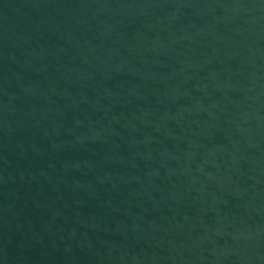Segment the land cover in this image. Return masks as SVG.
I'll list each match as a JSON object with an SVG mask.
<instances>
[{"label":"water","instance_id":"1","mask_svg":"<svg viewBox=\"0 0 264 264\" xmlns=\"http://www.w3.org/2000/svg\"><path fill=\"white\" fill-rule=\"evenodd\" d=\"M0 264H264V0H0Z\"/></svg>","mask_w":264,"mask_h":264}]
</instances>
